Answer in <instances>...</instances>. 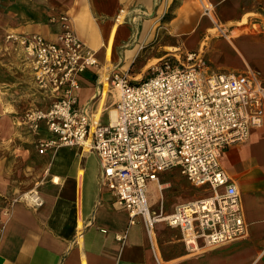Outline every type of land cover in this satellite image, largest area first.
I'll use <instances>...</instances> for the list:
<instances>
[{
    "label": "crops",
    "instance_id": "obj_1",
    "mask_svg": "<svg viewBox=\"0 0 264 264\" xmlns=\"http://www.w3.org/2000/svg\"><path fill=\"white\" fill-rule=\"evenodd\" d=\"M44 1L52 19L19 26L17 34L56 41L62 18H68L99 63L82 73L77 92V106L96 122L113 119L118 98L110 80L113 70L140 80L146 78L144 69L150 63L190 50L199 51L212 71L252 69L264 83V0H182L169 21L163 18L173 0ZM114 32L110 92L97 118L104 88L99 70ZM40 89L45 102L30 111L47 110L54 100ZM24 126L31 133L32 168L43 177L36 188L44 204L33 207L17 201L1 210L0 264H264V118L221 159L242 200L247 237L216 246L199 239L194 249L180 228L165 221L150 227L138 216L131 223L129 212L102 187V167L90 148L51 146L41 153L39 142L54 137L47 123L38 130ZM196 188L202 193L193 194ZM211 195L174 168L150 183L148 202L153 214L163 209L170 215L180 205Z\"/></svg>",
    "mask_w": 264,
    "mask_h": 264
},
{
    "label": "built area",
    "instance_id": "obj_2",
    "mask_svg": "<svg viewBox=\"0 0 264 264\" xmlns=\"http://www.w3.org/2000/svg\"><path fill=\"white\" fill-rule=\"evenodd\" d=\"M62 21L56 41L38 34L9 35L24 50L36 83L54 98L47 110H31L25 117L33 130L45 121L54 135L39 142L40 152L51 146H87L99 158L102 187L129 212L131 223L138 216L150 227L165 221L182 230L192 249L199 239L216 246L246 238L243 203L221 159L227 148L263 124L261 76L252 69L212 71L196 50L162 58L153 74L140 80L113 70L116 118L102 124L77 106L80 77L98 60L68 18ZM174 168L193 186L206 187L213 195L180 205L170 215L163 209L153 214L150 183ZM27 193L22 202L33 207L44 204L39 190Z\"/></svg>",
    "mask_w": 264,
    "mask_h": 264
},
{
    "label": "rangeland",
    "instance_id": "obj_3",
    "mask_svg": "<svg viewBox=\"0 0 264 264\" xmlns=\"http://www.w3.org/2000/svg\"><path fill=\"white\" fill-rule=\"evenodd\" d=\"M181 1L173 0L163 21L172 19ZM50 18L44 0H0V213L12 203L23 201L27 192L38 189L36 185L43 178L32 168L31 133L24 122L30 109L44 104V96L24 50L9 35L17 34L19 26ZM159 65L160 60L150 63L143 75L151 76ZM194 193L202 192L196 188Z\"/></svg>",
    "mask_w": 264,
    "mask_h": 264
},
{
    "label": "bare ground",
    "instance_id": "obj_4",
    "mask_svg": "<svg viewBox=\"0 0 264 264\" xmlns=\"http://www.w3.org/2000/svg\"><path fill=\"white\" fill-rule=\"evenodd\" d=\"M218 26L221 27V25H219V24H218ZM115 35H116V32H114V34L112 35V40H111L109 46L106 49V58H105V61H104V67L99 70V72L101 74V80L104 83V88L102 90L101 108L97 112L98 113L97 118H99L100 113L103 111L102 106L105 104L107 98L109 97L110 84H109V82L107 80L108 79L107 77H108L109 70L112 68V56H113V46H114V38H115ZM115 118H116V113L114 111V113H113V119H115ZM84 147H86V146H84ZM85 149L88 150L87 148H85ZM82 173L83 172H81L80 174H82ZM26 194H28V193H26ZM80 214H81V212H80Z\"/></svg>",
    "mask_w": 264,
    "mask_h": 264
},
{
    "label": "trees",
    "instance_id": "obj_5",
    "mask_svg": "<svg viewBox=\"0 0 264 264\" xmlns=\"http://www.w3.org/2000/svg\"><path fill=\"white\" fill-rule=\"evenodd\" d=\"M169 20H171V18H167V20H166V21H169Z\"/></svg>",
    "mask_w": 264,
    "mask_h": 264
}]
</instances>
